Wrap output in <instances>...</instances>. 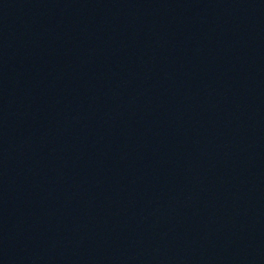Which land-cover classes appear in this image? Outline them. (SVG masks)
Segmentation results:
<instances>
[{
  "label": "water",
  "instance_id": "1",
  "mask_svg": "<svg viewBox=\"0 0 264 264\" xmlns=\"http://www.w3.org/2000/svg\"><path fill=\"white\" fill-rule=\"evenodd\" d=\"M264 183V0H0V264H160Z\"/></svg>",
  "mask_w": 264,
  "mask_h": 264
}]
</instances>
